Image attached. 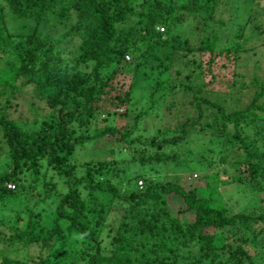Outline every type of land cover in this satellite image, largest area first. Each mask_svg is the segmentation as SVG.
Listing matches in <instances>:
<instances>
[{"label":"trees","instance_id":"obj_1","mask_svg":"<svg viewBox=\"0 0 264 264\" xmlns=\"http://www.w3.org/2000/svg\"><path fill=\"white\" fill-rule=\"evenodd\" d=\"M219 3L220 0H0V143H4L2 150L5 149L8 159L6 171L0 174V200L21 193L29 200L35 196V204L48 198L55 200V218L45 234L33 230L36 223L32 210L22 227H10L9 234L0 232L3 245L37 247L35 259L20 262L6 257L0 264H264V212L254 209L250 213L228 214L217 199L215 185L207 182L205 190L199 193L170 180H141L142 186L138 187L136 181L144 178L138 169L127 171L121 163L106 159L79 164L70 160L76 148L86 143L92 149L107 152L111 144L108 135L115 138L116 148L125 146L129 153L140 144L142 150L154 148L138 154V161L144 164L175 159L165 148L186 139V128L196 125L198 119L183 123L180 135H163L161 139L155 135L142 140L131 137L128 130L112 126L91 131L88 128L101 114L108 113L101 103L126 106L129 92H120L121 88L112 86L110 79L116 73L115 67L125 62L128 52L141 56L145 50L155 55L161 47L165 57L161 60H168L169 64L160 72L169 68L173 51L208 53L205 64L207 72L212 73L216 58L223 55L227 61H234L240 51L251 49L244 48L249 46L244 38L217 51V36L212 32L199 41L171 35L174 26L184 23L190 14L201 17V26L194 28L205 31ZM232 6L236 15L245 18L241 29L246 28L252 18L251 2L236 0ZM6 8L21 20L22 30L27 23L35 22L34 30L12 34L4 19ZM42 20H54L51 27H60L61 37L53 39L38 32L36 28ZM255 30V36L261 34V24H250L251 35ZM235 37L241 39L242 33ZM70 39H77L78 43L64 53L58 43ZM230 55L234 58L230 59ZM263 93L264 82L251 103L236 110L212 103L220 110L225 132L221 144L234 139L238 151L247 157L243 162L235 161L238 168L228 182L248 183L254 189L264 185V108L257 104ZM194 97L199 109L201 103H211ZM24 106L26 114L20 118L40 123L37 130L23 128V122L13 117ZM147 113L141 111L136 117ZM44 165L62 179L63 190L46 178ZM124 171L128 173L124 184L128 194L124 196L110 179L99 180L104 174L119 177ZM205 178L216 181L217 175L206 174ZM7 184H12L13 189L7 188ZM40 191L45 192L43 197H39ZM96 194L109 196L108 206L98 202ZM173 196L179 200L176 214L168 203ZM114 198L121 199L124 207L117 214L119 224L105 230L109 240L104 246L100 238L103 214L110 211ZM187 213H191L190 218H180ZM61 222H65L64 228L60 227ZM258 223L261 226L257 227ZM235 228L248 239L238 234V243L233 247L227 243L226 232L230 230L235 236ZM72 237H76L77 243L73 242L71 251L58 257L54 243L64 239L60 249L65 250L66 241ZM246 245H252L257 252L249 255Z\"/></svg>","mask_w":264,"mask_h":264},{"label":"rangeland","instance_id":"obj_2","mask_svg":"<svg viewBox=\"0 0 264 264\" xmlns=\"http://www.w3.org/2000/svg\"><path fill=\"white\" fill-rule=\"evenodd\" d=\"M247 1L251 2L252 11L250 15L252 18L246 28L241 29L245 18L239 16V14L236 15L237 13L232 10V5L236 3V0H220L214 18L209 22L205 31L194 28L195 25L201 26V17L200 19L194 18L191 14L188 15L184 23L174 26L171 30V35L173 33L181 38L189 37V39L196 41L208 37L209 32L215 33L217 36L215 44L217 51L232 43L241 42L244 38L249 41V46L244 48L248 49L251 46V49L245 52L240 51L237 58H235L236 60L227 61L223 55L216 58L211 67L212 73L207 72V65L205 64L209 58L208 53H187L183 49L173 51L169 68L164 72H160L166 64H169L168 60H161L165 58L164 50L161 47L155 55L145 50L142 51L144 48L140 50L142 51L141 56H135L128 52L126 56L129 59L124 56L125 62L115 67L116 73L110 79V83L112 86L120 87V92L128 91L129 100L124 107H113L108 105L107 102L101 103L108 113L101 114L93 122V127L88 128L89 131L112 126L128 130L131 132V137L137 136L142 140L155 135L161 139L163 135L169 136L173 133L180 135L183 123L198 119L196 125L186 128V139L179 141L174 146L165 148L169 150L171 155L175 156L174 160H167L164 163L154 165L144 164L138 161V154L148 153L154 148L142 150L143 146L140 144L136 147V151L131 150L132 152L129 153V150L124 148L125 146L116 148L115 138L111 135L107 136V141L111 143L107 152H104L102 148L92 149L91 144L86 143L76 148L70 156V160L77 161L79 164L88 160L106 159L121 163L120 166L123 165L127 171L138 169L144 178L136 181L137 186V182L141 180H152L155 183L170 180L183 185L185 189H195L199 193L205 190V185L209 182L216 186L217 199L228 214L250 213L254 209L257 210V213L264 212V185L254 189L248 183L242 185L237 182H228V179L233 176L234 169L237 170L238 168L235 161L240 159L243 162L247 157L241 150L238 151L237 142L234 139H231L225 145L221 144L220 141L225 138L221 114L220 110L212 105L214 103L227 110L244 108L251 103L256 91L260 89L261 84L264 82V0ZM4 15L8 30L15 36L28 33L35 28V22L33 24L27 23L22 30L19 27L22 24L21 20L16 18L15 15L13 16L8 8L4 10ZM53 22L55 21L51 20L47 23L42 20L38 23L36 29L42 35H48L56 39L61 35V31L60 27L55 29L51 27ZM250 24H261L262 33L255 36V33H257L255 30L251 35ZM188 28L193 29L198 34L191 33L192 31ZM236 33H242V38H236ZM251 37L252 41H250ZM76 43H78L77 39H70L62 40L58 45L66 53L68 50H73ZM140 51L137 55H140ZM233 58L234 56L230 55V59ZM199 61H202L200 65ZM109 69L107 72H110ZM103 77H105L104 74ZM194 96L205 98L211 103L203 102L200 104L199 109L196 106ZM152 101L156 102L150 108ZM257 104L264 108V93ZM145 110L148 111L147 114L141 115L139 118L136 117L139 112ZM199 110L201 111L200 117ZM25 114L26 107H19L13 117L18 122H23V128L37 130L40 123H33L31 118L21 119L20 117H24ZM79 130H83V128ZM100 143L98 142L99 147L102 145ZM0 147V174H3L7 169L8 159L5 155V149L2 150V147H4L3 142L0 143ZM238 155L239 157H236ZM44 170H46L45 165L42 168V171ZM127 171L121 173L119 177H113L107 173L104 174L105 176H101L99 180L110 179L118 188L119 194L124 196L128 194L124 186L128 175ZM44 172L47 179L57 183L58 190H63L62 179L57 178L55 171L49 169ZM78 173L81 174L82 171L78 170ZM206 174L217 175V180L206 179ZM44 193L40 191L39 197H43ZM96 198L98 202L106 203V206H108L109 196L104 197L101 194H96ZM88 200L95 203L90 197ZM35 201V196H32L29 200L23 193L17 197L0 200V232L9 234L8 229L10 227H22L27 221L29 210H32L31 215L36 223L33 227L36 233L43 235L51 229L52 221L55 218V200L48 198L45 202L39 204H35ZM168 203L170 209L173 210V214H176L179 200L176 196L169 197ZM123 207L124 202L119 198H114L109 206L110 211L103 214V218H105L100 237L103 241L102 245L107 246L109 238L106 237L107 232L105 230L109 225L119 224L117 221L120 219L117 214L121 212ZM36 213L38 216L34 215ZM190 217L191 213L180 216L181 219ZM258 225L261 226L260 223L257 224V227ZM60 227L64 228L65 222H61ZM237 229H232L233 233L236 234L235 236L232 235L230 230L226 232L227 243L233 247L238 243L235 240L238 234L240 237L248 239L244 232H239ZM63 240L54 243V249H58V257L64 251H71L73 242L77 243L76 237H72L66 241L67 247L65 250H62L60 245L61 242H65ZM245 250L251 256L257 252V249H254L252 245H246ZM37 254L38 248L34 246L22 248L18 245L6 246L0 243V263L6 257L14 261L26 262L29 259H35ZM56 259L58 260V258Z\"/></svg>","mask_w":264,"mask_h":264},{"label":"built area","instance_id":"obj_3","mask_svg":"<svg viewBox=\"0 0 264 264\" xmlns=\"http://www.w3.org/2000/svg\"><path fill=\"white\" fill-rule=\"evenodd\" d=\"M126 57V59H129V57L128 56H125ZM137 184H138V186L139 187H141L142 186V183H141V181H138L137 182ZM7 188H9V189H13V185L12 184H7Z\"/></svg>","mask_w":264,"mask_h":264}]
</instances>
